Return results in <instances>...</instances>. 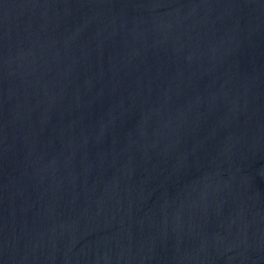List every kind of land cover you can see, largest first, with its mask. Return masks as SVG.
I'll return each instance as SVG.
<instances>
[{
	"label": "water",
	"instance_id": "1",
	"mask_svg": "<svg viewBox=\"0 0 264 264\" xmlns=\"http://www.w3.org/2000/svg\"><path fill=\"white\" fill-rule=\"evenodd\" d=\"M0 264H264V0H0Z\"/></svg>",
	"mask_w": 264,
	"mask_h": 264
}]
</instances>
